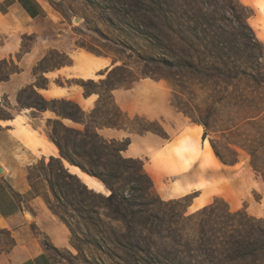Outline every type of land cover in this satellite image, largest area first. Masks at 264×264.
<instances>
[{"label": "trees", "instance_id": "1", "mask_svg": "<svg viewBox=\"0 0 264 264\" xmlns=\"http://www.w3.org/2000/svg\"><path fill=\"white\" fill-rule=\"evenodd\" d=\"M111 1L110 10L120 12L121 0ZM123 1L127 8L121 13L128 21H117L112 25L125 41H116L144 64L178 68L190 75L194 84L187 86L182 79L176 78L177 74L170 73L167 77L160 68L152 71V75L137 73L129 64L114 59L119 64L106 70L103 79H72L75 82L69 84L80 87L84 96H97L94 107L85 111L71 100H47L38 94L37 89L48 85L43 73L71 64L67 54L50 50L33 68L35 83L17 94L18 108L37 112L50 110L57 117L47 120L45 133L57 148L58 156L42 158L27 168L26 179L30 188L27 195L43 200L50 212L67 227L70 244L81 255L84 246L94 245L102 251L96 242L97 239L103 242L105 238L99 237L103 235L100 231L91 229L92 215L100 219L101 211H105V217L111 221L129 219L128 213L121 209L124 205L129 206L127 197L121 193L122 184L135 185L133 190H137L138 195L134 199H139L147 209L175 205L189 197L163 201L154 190L143 161L122 156L130 144L129 138L105 139L99 134L103 128H113L169 138L158 120L138 115L131 117L123 112L113 99L114 89L131 88L139 79L150 78L168 80L173 97L200 93L205 96L207 105L224 114L229 125L226 130L230 140L224 150L210 141L216 158L223 165H234L238 160L237 148L242 149L250 157L251 169L264 175V47L248 25L252 11L239 0H221L230 15L227 21L232 22L225 24L209 3L216 0ZM155 22L160 23L166 32H153L158 30ZM23 47L24 50L29 48L24 44ZM54 55L63 57V61L49 67L47 62ZM19 70L13 59L0 60V83ZM22 95L25 99L32 96L33 104L25 103ZM170 103L178 112L193 119L185 111L186 105L181 106L175 101ZM10 111V104L3 100L0 121L11 120L13 114ZM61 119L71 121L75 127L64 125ZM198 123L207 129L206 122ZM66 164L97 179L109 194L105 196L89 188L69 171ZM37 180L46 184L45 192L39 190ZM184 213L177 215L181 223L176 224L184 227L187 221L190 222L196 244L193 251L202 254L210 263L249 264L247 260L250 259V264H264V221L250 216L245 209L232 211L221 198H215L189 216Z\"/></svg>", "mask_w": 264, "mask_h": 264}, {"label": "crops", "instance_id": "2", "mask_svg": "<svg viewBox=\"0 0 264 264\" xmlns=\"http://www.w3.org/2000/svg\"><path fill=\"white\" fill-rule=\"evenodd\" d=\"M239 1L254 8L243 0ZM24 36L33 37L28 50L23 49ZM50 50L67 54L71 64L43 73L48 85L37 89L38 94L47 100H71L83 110H91L97 96H84L80 87L66 81L103 79L105 71L118 65L119 61L76 46L74 39L68 36L66 20L49 0H0V60L11 58L20 69L0 83V103L6 100L11 111H15L11 120L0 121V231H7L14 240L12 248L0 255V264H58L45 248L42 238L57 249L70 247L67 227L50 212L40 197L23 201L30 190L27 168L42 158L58 156L57 148L44 129L47 120L57 119L55 114L50 110L37 112L17 107L19 90L35 83L33 68ZM169 94L163 81L150 78L139 79L131 88L112 91L116 105L123 112L131 117L138 115L158 120L168 139L152 133L132 134L123 129L103 128L98 131L105 139L129 138L130 144L122 156L145 160L144 169L162 200L199 192L204 182L212 184L216 182L215 177L223 178L228 174L219 167L225 165L216 158L208 141H202V129L183 121L184 118L171 106ZM61 122L75 127L66 119ZM179 124L183 126L177 129ZM153 156L169 159L171 167L160 166L152 161ZM73 173L78 175L77 171ZM162 178L170 182L159 191L157 183ZM221 185L223 188L224 184ZM204 193L199 192L188 207L198 202ZM212 196L224 197L225 194ZM206 202L207 198H204L198 207Z\"/></svg>", "mask_w": 264, "mask_h": 264}, {"label": "rangeland", "instance_id": "3", "mask_svg": "<svg viewBox=\"0 0 264 264\" xmlns=\"http://www.w3.org/2000/svg\"><path fill=\"white\" fill-rule=\"evenodd\" d=\"M49 1L66 20L68 36L74 39L76 46L111 56L115 60H122L132 66L133 71L137 73L144 72L152 75V71L160 68L161 72L167 77L171 75L170 73L177 74L176 78L182 79L184 83H187V86L195 83L190 75L178 68L167 69L161 64H144L130 53L124 45L116 41V39L125 41V38L112 25V23L117 21H128L127 16L122 14L125 13L124 11L127 8L123 0H121L119 5L120 12L110 10L113 6L111 0ZM243 1L251 4L257 10L247 6L252 11V16L247 22L258 43L264 47V0ZM209 3L217 10L219 18L225 24L232 23L227 21L230 15L226 13L225 6L221 0L210 1ZM75 19H79V21ZM154 24L158 30L151 29L153 32L159 34L166 32L160 23L155 22ZM32 39L33 37L26 36L23 39V44L30 46ZM62 61L63 57L54 55L49 58L47 65L50 67ZM159 81H163L168 86L170 93L169 102L175 101L181 106L186 105L184 109L189 115H192L193 119L174 108L184 118L183 121L188 123V125H198L200 130L202 129V141L207 140L209 144L212 141L219 149L224 150L227 141L230 140L228 130H226L229 125L226 123L227 118L224 114L207 105L205 96H201L200 93H196L195 96L187 93L176 94L173 97V89L170 82L165 79ZM73 82L75 80L66 81L67 84ZM22 96L25 103L33 104L34 98L32 96H30V99H25V95ZM10 112L13 114L15 111L12 110ZM31 114L35 115L36 112H31ZM198 121L206 122L207 129ZM67 123L74 125L69 120H67ZM182 126V124H179L177 129ZM45 127L46 123L44 129ZM237 159V163L234 165L219 166L227 171L228 174L225 177H215L216 182L212 184L201 182L203 183L201 184L202 190L199 192H205L203 197L198 202H195L193 206L187 208L186 205L191 204L193 198L199 195L198 191L187 194L189 197L184 202L147 209L141 204L139 199H134V196L138 195V191L133 190L135 185L131 183L122 184L121 193L127 197L126 201L129 206L124 205L121 209L128 213L129 219L127 221H111L105 217L104 214L106 212L101 211L103 214L100 219L92 215V220L89 222L91 223V229L94 232L100 231L103 235L99 237L105 238L103 242L99 239L96 242L102 248V251L98 250L94 245L84 246L81 255L71 244L69 249L56 248V250H53L44 238H42V242L44 245L48 244L45 248L50 251L58 264H212L202 254L193 251L196 247L193 241L194 227L189 221L185 223L184 227L176 224V222L181 223L177 215L185 212L184 216H189L210 204L215 198H221L232 211L245 209L250 216L264 221V175L256 174L251 169L249 165L250 157L242 149L237 148ZM154 160L165 169L172 165V162L165 157L153 156L152 161ZM142 161L143 163L145 162V160ZM66 166L69 167L68 164ZM69 169H71V173L73 171L81 172L76 167H69ZM80 180L85 183L81 178ZM90 180L92 183L86 184L89 188L105 196L109 194V191L97 179L90 178ZM167 182L170 181L168 179H160L157 183V189L161 191ZM222 183L224 184L223 188H221ZM36 184L41 192L46 191L47 187L44 182L37 180ZM219 193H224L225 196H212ZM30 198V196L25 195L23 201L26 202ZM204 198H207L206 204L198 207ZM13 244L14 240L11 238L10 233L0 231V255L8 252ZM247 263L250 264L252 261L250 262L249 259Z\"/></svg>", "mask_w": 264, "mask_h": 264}, {"label": "bare ground", "instance_id": "4", "mask_svg": "<svg viewBox=\"0 0 264 264\" xmlns=\"http://www.w3.org/2000/svg\"><path fill=\"white\" fill-rule=\"evenodd\" d=\"M78 173V175H79V177L86 183V184H91L92 182H91V180H90V178L86 175V174H84V173H82V172H77Z\"/></svg>", "mask_w": 264, "mask_h": 264}, {"label": "water", "instance_id": "5", "mask_svg": "<svg viewBox=\"0 0 264 264\" xmlns=\"http://www.w3.org/2000/svg\"><path fill=\"white\" fill-rule=\"evenodd\" d=\"M76 21H79V19H75ZM0 172H1V168H0Z\"/></svg>", "mask_w": 264, "mask_h": 264}]
</instances>
